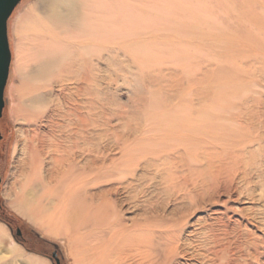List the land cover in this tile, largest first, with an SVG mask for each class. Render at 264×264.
<instances>
[{
	"label": "rangeland",
	"instance_id": "rangeland-1",
	"mask_svg": "<svg viewBox=\"0 0 264 264\" xmlns=\"http://www.w3.org/2000/svg\"><path fill=\"white\" fill-rule=\"evenodd\" d=\"M96 1L10 19L0 264H264V0Z\"/></svg>",
	"mask_w": 264,
	"mask_h": 264
},
{
	"label": "bare ground",
	"instance_id": "bare-ground-1",
	"mask_svg": "<svg viewBox=\"0 0 264 264\" xmlns=\"http://www.w3.org/2000/svg\"><path fill=\"white\" fill-rule=\"evenodd\" d=\"M23 0H21L19 2V4L17 5V7L15 8V10L13 11V13L16 11V9L18 8V6L20 5V3L22 2ZM97 1L96 0H39V7H41V10L44 11L45 13V20H44V24H48L50 23L51 25H57L58 28L55 29L54 32H51L50 34L49 33H46L44 31V36L45 38H50V39H57L58 36L60 34H63V33H66L67 31H69V28L70 26H75L78 27V26H81V22H80V19L79 17L82 16L83 14H85L86 17L90 18V19H93L95 17V10L93 12H90L88 11L87 9H89V7L92 5L94 7L97 6ZM99 8V7H98ZM96 8V9H98ZM97 11V10H96ZM12 13V15H13ZM81 14V15H80ZM11 15V17H12ZM11 17L9 18V21H8V36H9V23H10V19ZM81 18V17H80ZM46 22V23H45ZM89 27V26H87ZM46 27H44L43 30H45ZM73 42V41H72ZM9 43H10V36H9ZM10 48H11V43H10ZM11 52H12V48H11ZM79 54L81 52H78ZM78 56V55H77ZM77 56H75L77 58ZM13 57V56H12ZM71 55L70 53H67L65 55L64 58L68 59L70 58ZM73 59V60H78V59ZM60 57H57V58H50V59H45L42 61V67L40 69H38L39 71H36V69L33 71L35 73V77H40V76H45L47 75V72H49V70H53V67L54 65H57L56 63H59L58 61H60ZM80 59V58H79ZM72 60V59H71ZM73 62V61H72ZM71 62V63H72ZM76 62V61H75ZM70 64V63H69ZM68 64V65H69ZM79 65V64H78ZM11 66H12V63H11ZM65 65H63V68ZM69 68V66H68ZM36 71V72H35ZM10 72H11V67H10ZM32 72V73H33ZM73 74H80L81 75V78L83 81H86V82H91L94 80L92 74H90L89 72L85 71V72H82V71H77V72H73ZM10 76V75H9ZM9 81V79H8ZM82 82V81H81ZM8 84V83H7ZM7 88V86H6ZM5 93H6V89H5ZM36 101H40V97H36L35 99ZM93 103V102H92ZM56 110V109H55ZM71 115L75 116V120H76V123H79V125L81 126L83 123H85L87 121V118L83 117L80 113H73V112H70ZM80 135H78V137H82V133L81 131L79 132ZM193 140V139H192ZM81 141V140H80ZM246 141H251V138H247ZM248 142V143H249ZM195 144V143H194ZM188 150L192 149L191 146L187 148ZM94 150V148H93ZM244 152V151H243ZM242 153V152H241ZM182 155V154H181ZM240 157V156H239ZM178 161H181L178 159ZM73 166V164H72ZM45 196V195H44ZM95 199V198H94ZM23 202L24 204H27L29 202H32V200H28V198L23 197ZM101 204V203H100ZM34 206V205H33ZM62 209V208H61ZM57 211V210H56ZM66 209H62L60 211V215L61 214H64L66 213ZM120 225V224H119ZM137 232V231H136ZM142 232V230L140 231ZM140 234V233H139ZM112 238V237H111ZM105 248V247H104ZM247 248L250 250V253H249V257L251 258H259V256L256 254L257 252V245L255 243H251L249 246H247ZM100 249V248H99ZM103 249V248H102ZM127 249V248H126ZM246 249V248H245ZM101 250V249H100ZM99 250V251H100ZM124 250H125V247H123V245L121 246H117L113 249H111V253H116V255H120V254H123L124 253ZM98 250L94 251V252H97ZM110 250H108V253H109ZM260 251V250H259ZM93 252V253H94ZM102 252V250H101ZM99 253V252H97ZM104 253V252H103ZM107 253V254H108ZM90 254V253H89ZM88 256V254H87ZM107 256V255H106ZM113 256V255H112ZM115 256V254H114ZM198 256V255H197ZM104 257V256H103ZM99 257L98 259H95L94 261H92V259H88L91 261L92 264H107V261L105 259V257ZM116 257V256H115ZM84 258V257H83ZM119 258V256H118ZM117 258V259H118ZM116 259V260H117ZM118 260H120L122 263H124L123 260H121V258H119ZM150 261V260H149ZM241 261V260H240ZM116 262V261H115ZM120 263V262H119ZM121 263V264H122ZM141 263V262H140ZM139 263V264H140ZM118 264V263H117ZM142 264V263H141Z\"/></svg>",
	"mask_w": 264,
	"mask_h": 264
},
{
	"label": "water",
	"instance_id": "water-1",
	"mask_svg": "<svg viewBox=\"0 0 264 264\" xmlns=\"http://www.w3.org/2000/svg\"><path fill=\"white\" fill-rule=\"evenodd\" d=\"M20 1L21 0H0V119L3 116V111L6 106L5 89L8 83L12 63V52L8 36V21ZM0 139H2L1 128ZM1 181L2 178L0 170V185ZM10 229L12 233H14V230L12 228ZM20 235L21 230L18 229L17 236ZM56 247L58 246L56 245ZM54 258L56 260L54 264H61L60 259L57 257V251L53 252L52 257H50V259Z\"/></svg>",
	"mask_w": 264,
	"mask_h": 264
},
{
	"label": "trees",
	"instance_id": "trees-1",
	"mask_svg": "<svg viewBox=\"0 0 264 264\" xmlns=\"http://www.w3.org/2000/svg\"><path fill=\"white\" fill-rule=\"evenodd\" d=\"M4 112V111H3ZM10 228L13 229V227L9 224ZM34 235H35V239L37 242H40V243H43V244H49V241L46 240L45 238H43L38 232L34 231V230H31ZM29 242V241H28ZM24 243V242H22ZM27 243V242H26Z\"/></svg>",
	"mask_w": 264,
	"mask_h": 264
}]
</instances>
